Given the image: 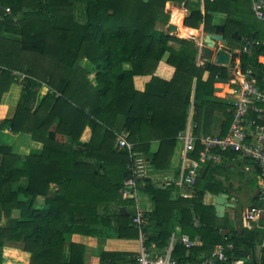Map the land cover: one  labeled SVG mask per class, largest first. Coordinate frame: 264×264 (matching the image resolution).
I'll use <instances>...</instances> for the list:
<instances>
[{"label": "trees", "instance_id": "16d2710c", "mask_svg": "<svg viewBox=\"0 0 264 264\" xmlns=\"http://www.w3.org/2000/svg\"><path fill=\"white\" fill-rule=\"evenodd\" d=\"M168 1L184 0H0V131L30 134L44 144L28 155L0 144V264H87V246L71 241L73 235L140 238L134 201L120 193L131 171L118 135L128 133L155 171H167L193 91L196 135L204 114L206 125L216 111L225 115V127L233 122L234 105L212 98L215 81L226 78L227 69L197 65L192 39L158 28L159 21L168 20ZM230 2L206 0L205 13L194 10L185 26L199 28L204 22L211 31L213 12H227L223 7ZM75 6L83 8L84 21L76 18ZM262 54L259 46L253 55H243V68L260 72ZM83 59L92 71L82 66ZM18 83L21 98L7 119L2 98ZM43 86L49 92L41 97ZM154 140L160 141L156 152ZM199 177L193 188L181 187L188 197L180 193L176 199L168 184L159 186L148 177L139 181L157 204L146 213L145 246L158 252L172 235H199L203 245L191 249L177 240L174 258L198 264L216 245L231 243V257L264 264V251L259 261L252 255L264 236V221L251 229L245 224L241 234L221 224L214 206L203 199ZM109 262L116 264L91 256L88 264Z\"/></svg>", "mask_w": 264, "mask_h": 264}, {"label": "crops", "instance_id": "0c3cea01", "mask_svg": "<svg viewBox=\"0 0 264 264\" xmlns=\"http://www.w3.org/2000/svg\"><path fill=\"white\" fill-rule=\"evenodd\" d=\"M185 1V0H184ZM178 3L174 1H168L166 4V12L168 16V20L165 22L164 20L159 21L157 26L159 29L164 30L165 32L169 33L170 35H174L168 31L169 24L172 22L177 25L178 23L173 20L172 11L174 7L181 9L185 14V9L183 7V3ZM241 0H231L229 4H227L224 9L228 10L227 12H213V19L212 25L213 28L211 31H214L217 25H223L225 27V34L229 39V49L231 52V57L229 64L224 65L218 63L217 56H214L212 59H208L203 56L202 50L197 49L196 46L201 44V38L198 35L194 37L190 35L191 39L195 42V60L197 65L199 66H206L208 63L215 65L220 68L227 69V77L217 79L214 83V87L217 90L214 91L212 96L213 99L226 102L230 105H234L233 97L238 89L237 86L231 84V70L234 66L241 63L242 65V56L244 55H253L252 53H241V48L244 43V36L245 35H252L254 36L259 42H264V20L259 19L252 9L251 0L248 5L240 4ZM224 6V5H223ZM188 9L192 12L194 10H201L202 13H205L206 9V0H189ZM75 16L78 20L84 21V13L83 8L79 6H75L74 8ZM191 12V14H192ZM1 13H0V21H1ZM186 18L183 17L182 24L184 25ZM227 24L229 27V34L227 33ZM185 26V25H184ZM186 28H192L185 26ZM195 29V28H194ZM200 32H207L205 23L202 22L200 28H198ZM178 32V31H177ZM176 33V32H175ZM179 38H184L178 34L174 35ZM244 37V38H243ZM176 48H179V44H174ZM262 48H264L262 46ZM262 56H264L262 54ZM88 62L90 65H86L85 63ZM82 66L92 71L94 66L87 60H82ZM243 66V65H242ZM209 72H206L205 78H208ZM217 84H220L219 86ZM196 85V80L194 81V87ZM44 89L47 91L44 92ZM23 86L18 83L14 84L10 91L5 93L2 98V103L6 106L5 116L7 119H12L16 110V107L19 103L21 98ZM49 92V88L43 86L40 91V96L43 97L45 94ZM220 93V95H218ZM7 98L4 100V97ZM18 99V102H15ZM41 98L38 99L37 104H39ZM234 107L232 109L233 113ZM205 113V112H204ZM205 116L203 115L202 123L199 126L200 134H207V135H214V136H225L231 129V124L228 127H225L223 124L225 120V115L221 111H216L213 116L211 117L210 125H206ZM194 122V91L191 99V106L189 109V116L186 124L185 132L189 129V127ZM197 124V123H196ZM198 125V124H197ZM189 126V127H188ZM198 127V126H197ZM196 127V128H197ZM195 132V130H194ZM9 132L0 131V143H4L7 145H12L13 142H16L18 145L14 149L15 151L23 154L28 155L33 150H41L44 147L43 142L36 141L30 134L19 133L14 134V137H11ZM196 134V133H195ZM14 139V141H13ZM3 140V141H2ZM8 140H11L9 142ZM177 146L178 143L181 142L184 148V143L182 139L177 137ZM134 146L138 143L132 142ZM160 146L159 140H154L151 142V150L153 152L158 151ZM174 152L173 160L171 167L167 171H155L153 170L148 179H151L157 185H167L174 187V193L172 194V199H176L179 194L181 196L188 197L189 193H185L187 189L181 188L176 186L174 182L180 177L182 170H183V148L180 154V162L176 164L177 158H175L176 149ZM202 149V148H201ZM201 149H197L196 153L198 158V153ZM194 158L193 153L190 155ZM190 162L188 161L187 164ZM257 168L249 161L241 157L238 153L227 151L224 153V161L221 163H212V162H205L202 163L199 172L200 180V190L202 189V196L206 204L214 206L215 214L217 216L216 211V199L221 194H226L228 205L224 211V217H218L222 220L221 224H228L231 228L237 231L239 234L242 233L244 229V225L248 228H254L258 224V220L261 219L264 221V190L259 186L258 178L256 175ZM181 188V189H180ZM196 190V189H195ZM126 200H133L134 204L132 206L134 210V214L137 211V208L140 207L141 209L145 210V213H150L156 210L157 204L154 201L151 194L142 190L141 186L139 192L137 194L136 199H126ZM43 199L38 200V205H42ZM256 205V210L252 213H248L247 209ZM103 208V207H102ZM115 208V207H112ZM102 210V209H101ZM122 211L124 213H128L127 207H122ZM17 214V213H16ZM15 214V217H16ZM133 214V215H134ZM248 218L252 220H248ZM175 231L177 233L180 232V226H176ZM71 241L83 243L87 246V264L89 263L91 256H103L106 257L108 260L113 259L116 264H128L129 262L134 259V256L140 251V249L145 246L142 238L137 239H124V238H107V239H98L95 237L84 236V235H73L70 237ZM15 246V245H10ZM258 246L261 247L260 254L256 256L258 261L260 260L263 251H264V236L260 237V242L256 247L255 252L258 249Z\"/></svg>", "mask_w": 264, "mask_h": 264}, {"label": "built area", "instance_id": "2783aa9c", "mask_svg": "<svg viewBox=\"0 0 264 264\" xmlns=\"http://www.w3.org/2000/svg\"><path fill=\"white\" fill-rule=\"evenodd\" d=\"M251 4L256 16L264 20V0H251ZM243 41L241 53H252L259 46L264 47V42L261 43L252 37L247 36ZM259 60L263 65L260 72L253 67L244 69L241 63L231 70L229 82L238 89L232 98L234 118L227 135H196L194 132L197 127L196 123H193L185 132L179 133L184 143V162L182 173L174 182L175 185L193 188L197 183L202 163H221L224 161V153L232 151L251 161L257 168L258 183L264 190V56H261ZM117 141L119 150L126 149L129 152L128 169L131 171V176L125 179L120 193L123 199H136L140 189L139 181L149 177L154 170L152 160L142 152L135 150L134 144L128 139V133L119 134ZM198 142L202 145V149L198 153V158H192L190 155L197 151ZM188 161L189 164H187ZM133 221L140 228L144 242L142 227L147 223L145 210L138 207L133 215ZM194 224L195 226L200 225L198 216L195 217ZM225 239L229 240V236L225 235ZM177 240L187 249L203 245V240L199 235L195 238L188 234H182L179 238L172 235L169 244L163 250L156 252L143 246L128 264H196L183 263L174 258L173 251ZM231 250H234L231 243L216 245L212 253L198 264H247V260L243 257H231L229 255Z\"/></svg>", "mask_w": 264, "mask_h": 264}, {"label": "water", "instance_id": "95a60500", "mask_svg": "<svg viewBox=\"0 0 264 264\" xmlns=\"http://www.w3.org/2000/svg\"><path fill=\"white\" fill-rule=\"evenodd\" d=\"M189 0H185L183 7L185 9V18L191 16V10L188 9ZM195 30L199 31L198 28ZM169 32H177L178 27L174 23H170L168 27ZM201 38V44L197 45V49H201L203 56L212 59L214 56H217L218 63L227 65L229 64L231 52L229 49V39L225 34V27L223 25H217L214 31H207L205 33L201 32L199 34ZM217 90V88H215ZM228 200L226 194H221L216 199V211L218 217H224V211L228 205ZM261 247L258 246V249L255 253H252L253 256H258L260 254Z\"/></svg>", "mask_w": 264, "mask_h": 264}, {"label": "bare ground", "instance_id": "6f19581e", "mask_svg": "<svg viewBox=\"0 0 264 264\" xmlns=\"http://www.w3.org/2000/svg\"><path fill=\"white\" fill-rule=\"evenodd\" d=\"M183 13L184 12L181 9H179L177 7H174L173 8L172 16H173V20L178 23V33H179V35L182 36V37H189L190 35H199L201 32L195 30L194 28H191V29L190 28H186L184 26L185 24L184 25L182 24V21H183ZM205 28H206V26H205ZM46 91L47 90L44 89V92H46Z\"/></svg>", "mask_w": 264, "mask_h": 264}, {"label": "rangeland", "instance_id": "374dc122", "mask_svg": "<svg viewBox=\"0 0 264 264\" xmlns=\"http://www.w3.org/2000/svg\"><path fill=\"white\" fill-rule=\"evenodd\" d=\"M250 2V0H241L240 1V4H244V5H248V3ZM185 16V14L183 13V17ZM176 34H178L179 35V33L178 32H176V33H174V35H176ZM194 37H197L198 35H193ZM185 38V37H184ZM186 38H190L191 39V37H186ZM224 75H227L226 74V72H224ZM23 76V75H22ZM22 76H21V78H22ZM220 78H222V77H220ZM218 86L220 85V84H217ZM41 91V90H40ZM218 95H220V93H218ZM7 98V96H5L4 97V100ZM15 102H18V99L15 101ZM6 132V131H5ZM11 137H14L15 135L14 134H12V133H8ZM3 141V140H2ZM9 142H11V140H8ZM13 141H14V139H13ZM5 143V142H4ZM4 143H0V144H4ZM12 145L16 148L17 147V143L16 142H13L12 143ZM182 148H183V145H182V143L181 142H179L178 143V146H177V149H176V154H175V158H177V160H176V164H179V162H180V160H181V158H180V154H181V151H182ZM16 150V149H15Z\"/></svg>", "mask_w": 264, "mask_h": 264}]
</instances>
